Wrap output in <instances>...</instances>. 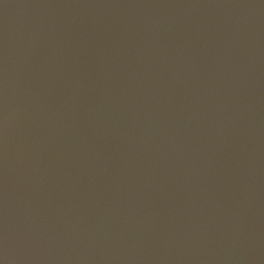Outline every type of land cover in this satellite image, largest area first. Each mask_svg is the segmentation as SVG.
Masks as SVG:
<instances>
[{"label": "water", "instance_id": "95a60500", "mask_svg": "<svg viewBox=\"0 0 264 264\" xmlns=\"http://www.w3.org/2000/svg\"><path fill=\"white\" fill-rule=\"evenodd\" d=\"M0 264H264V0H0Z\"/></svg>", "mask_w": 264, "mask_h": 264}]
</instances>
